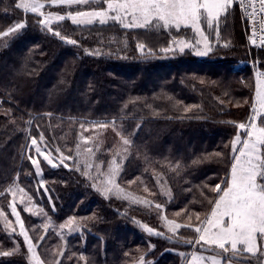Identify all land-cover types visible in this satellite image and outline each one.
<instances>
[{"label": "trees", "instance_id": "obj_1", "mask_svg": "<svg viewBox=\"0 0 264 264\" xmlns=\"http://www.w3.org/2000/svg\"><path fill=\"white\" fill-rule=\"evenodd\" d=\"M236 12L240 24L223 31L231 35L223 59L211 62L168 54L172 31L68 19L46 26L17 0H0V33L14 21L24 25L0 46V264H33L11 205L43 264L186 257L192 228L232 158L234 124L251 115V69L232 65L247 49L264 61L263 48L248 46ZM93 164L99 172L117 166L108 194L96 188L101 176L89 174ZM26 200L39 213L24 210ZM167 219L182 225L173 239Z\"/></svg>", "mask_w": 264, "mask_h": 264}, {"label": "snow or ice", "instance_id": "obj_2", "mask_svg": "<svg viewBox=\"0 0 264 264\" xmlns=\"http://www.w3.org/2000/svg\"><path fill=\"white\" fill-rule=\"evenodd\" d=\"M71 2V0H68ZM82 2V0H81ZM231 0H124L120 3L115 11H123L125 14L130 13L132 23L126 24L125 27H145L155 22L157 27H168L175 25L179 27L181 23L187 24L191 22L193 27L198 26L201 16H205L209 26L217 19L220 12L224 11ZM264 3V0H262ZM18 7H27L20 4ZM38 5L31 6L33 13L37 12ZM109 8L112 5L109 4ZM264 11V8H262ZM77 16L100 17L101 23L105 20L103 11H94L90 13H77ZM118 19L119 17H111ZM63 19V17H60ZM74 23H82L83 21L72 18ZM142 23H137V20ZM91 23V20L87 21ZM47 25L49 21H41ZM17 29L24 27L23 24H17ZM14 30V29H12ZM11 31V30H10ZM59 36L60 34L54 33ZM7 35V33H0ZM63 39V37H62ZM206 39V38H205ZM67 43L75 44V40H67ZM143 50V46H139ZM212 49L205 44L203 51H198L197 55H207ZM183 52L184 49L180 48ZM257 98L262 107H264V92L261 91L260 84H257ZM247 133V139L242 141V147L239 148V155L234 157V163L231 167L230 180L227 186L221 188L219 184L215 186L213 191L218 195V199L214 201V207L209 216L205 218L201 226H196L194 231L199 234L196 240L197 244L203 242L205 245L213 246L222 250L223 253H233V259L238 258L237 253L256 255L260 250L258 248V237L264 238V127H257L255 123L251 124V129L241 123L238 126ZM42 138V137H41ZM128 140H124V144H128ZM241 143L240 137L237 136L233 142V151H236V144ZM32 144L36 145L35 138ZM38 154L40 149H36ZM45 160L52 163L51 159L45 155ZM32 163L39 167V161L32 159ZM122 192L123 190H119ZM147 203V202H144ZM160 208V205H155ZM12 213L16 215L17 222L23 229L20 217L16 213V208L12 207ZM197 220L199 215L197 214ZM71 222V221H70ZM170 231L175 233L182 225L168 221ZM193 227L191 224L183 225ZM147 231L152 232L148 228ZM29 251H32L34 245L28 237L27 232H22ZM42 239V238H41ZM10 255L11 253H2ZM199 260H209L211 264H222L216 258L201 257ZM198 259L194 257V264H198Z\"/></svg>", "mask_w": 264, "mask_h": 264}, {"label": "rangeland", "instance_id": "obj_3", "mask_svg": "<svg viewBox=\"0 0 264 264\" xmlns=\"http://www.w3.org/2000/svg\"><path fill=\"white\" fill-rule=\"evenodd\" d=\"M124 0H71V2H68V0H52L50 2H45L42 0H17V8L22 10L25 13H33L31 11V6L33 5H38L37 12L34 14L39 15L42 18V21H49V23L46 26H50L51 24L55 22L62 21L64 19H68L69 21L73 22V17L76 18V20L83 21L82 23H75L79 25H84V24H90L87 21L91 20V23H101V18L100 17H91V16H77V13H90L94 11H103L105 13V16L103 19L105 20L104 23H118L121 26H125L126 24L132 23V18L131 14H125L122 10L121 11H115L120 3H123ZM24 4L27 5V7H18V5ZM109 4L112 5V8H109ZM60 17H63V19H60ZM111 17H119L118 19H112ZM238 14L236 12V4L235 0H231V2L226 6L225 10L220 12L217 19L214 20L209 26L208 20L205 16H201L198 26L193 27L191 22H188L187 24L181 23L179 27H176L175 25H170L168 27H163L159 26L157 27L155 25V22L152 23V25L145 26V27H131V28H137L143 30L142 32L146 34L149 30H154V32H157L158 30H165L167 32L172 31L174 32L173 35L170 38V44L168 48L164 49L167 50L168 54L170 55H182L184 53H187L188 56L191 57H197L199 59H209L208 61L211 62H216L220 61L223 53L222 49H227L225 47L228 46V42L231 38L230 34H225L223 33L224 29L226 27H230L232 22L236 21L237 23L240 24L239 19H237ZM137 23H142L141 20H137ZM74 23V22H73ZM17 24H21L18 22H15L6 29L5 32L7 35H0V46L2 45L3 42L9 41L15 34H17L19 31V28L17 29L15 26ZM14 29V30H12ZM11 30V31H10ZM226 32V31H225ZM142 34V33H141ZM142 34L143 37L145 35ZM225 34V35H224ZM206 38V39H205ZM247 41V40H246ZM205 44L211 47V51L208 52L207 55H197L196 53L198 51H203ZM248 44V43H247ZM250 46V45H248ZM251 47V46H250ZM180 48H183L184 51L181 52ZM264 49V46L261 47ZM247 49V48H246ZM260 49V48H259ZM256 55H254V52L250 51L247 49V57H245L243 60H239L236 63H234L232 66L235 68L241 69V68H246L250 67L251 69V78L253 82V97H252V110H251V115L246 122V126H248L249 130L251 129V124L255 123L257 127H264V107L261 106L258 98H257V84H260L261 91L264 92V61L261 65V61L259 58V52L256 50L255 51ZM258 53V54H257ZM233 69V67H232ZM240 81L243 82V77L240 76L238 77ZM241 123H235V131L236 133L233 134L232 136V141H231V148L233 150V142L236 140V137H240L241 143L236 144V151L232 152V158L230 160V163L226 169V172L222 179L219 180L214 185V188L217 184L221 186V188H224L227 186V181L230 180V174H231V167L232 164L234 163V157L239 155V148L242 147V141L247 139V133L245 130L240 129L238 126ZM93 168L88 170L90 172L89 174H99L101 178L97 181H95L96 188L99 189V191L103 194H108L109 189H114L115 185L111 183V177H112V169H116L117 166L112 165V169L110 166L106 167L103 172H99L96 170L95 165H92ZM103 170V169H101ZM111 174V175H110ZM110 184V185H109ZM161 188H162V193L166 194V185L164 186V183H161ZM17 188V187H15ZM18 190V189H17ZM14 191V192H13ZM13 196H15L16 199H20L24 197L23 193H20L19 191H16L15 189L12 190ZM215 192V191H214ZM26 198V197H25ZM27 199V198H26ZM218 199V195L215 192L214 199L210 202L208 206V210L205 211L204 213V208L205 205L203 206L202 214H204L203 219L201 222L196 225V226H201L202 222L205 221V218L210 215L212 208L214 207V201ZM144 199H141V203ZM25 209L27 212L30 214H36L39 213L38 210H36L37 206L33 201H25L23 203ZM14 207L11 205V208ZM4 214V213H2ZM199 215V214H198ZM16 216V215H15ZM200 216V217H201ZM192 217H197V214H195ZM168 221H173L175 224H179L180 222L174 219H167ZM187 220L190 222L191 220L187 218ZM16 225H19V233L22 235L23 229L20 226V223L17 222V219L15 218ZM77 221L72 222L73 228H76V223ZM167 232L169 233L168 237L169 238H174L175 234L170 231L169 225L167 222H165ZM187 223V222H184ZM39 224H42L39 223ZM194 226L192 229L196 227ZM65 230V229H64ZM73 229H70L69 232H66V234L73 232ZM195 235L192 238V245L186 255L185 258H180L179 262H175L173 264H194V257L195 258H201V257H208V258H216L217 260L221 261L222 264H264V238H259L258 237V248L260 249L256 255H251V254H241L237 253V257L235 259H232L233 253L231 250L227 253H223L222 250L218 248H214L213 246L205 245L203 242L200 244L196 243V240L199 238V234L194 231ZM63 236V234H60ZM61 237V236H60ZM178 236L176 235V238ZM63 240V237H61ZM64 241V240H63ZM172 254H181L180 249L177 247H170L167 249ZM35 253L30 251V255L28 254V260L30 263L33 264H43L42 262H38L35 259ZM149 261H147L144 258H140L136 264H147ZM198 264H211L210 259L209 260H199L198 259Z\"/></svg>", "mask_w": 264, "mask_h": 264}, {"label": "built area", "instance_id": "obj_4", "mask_svg": "<svg viewBox=\"0 0 264 264\" xmlns=\"http://www.w3.org/2000/svg\"><path fill=\"white\" fill-rule=\"evenodd\" d=\"M248 45L264 46V3L262 0H235Z\"/></svg>", "mask_w": 264, "mask_h": 264}]
</instances>
